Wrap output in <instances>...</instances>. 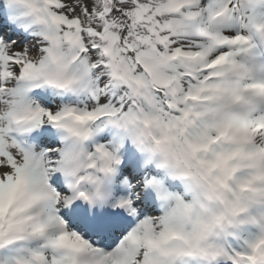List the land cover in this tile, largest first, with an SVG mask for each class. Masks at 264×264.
I'll return each mask as SVG.
<instances>
[{
    "label": "snow or ice",
    "instance_id": "1",
    "mask_svg": "<svg viewBox=\"0 0 264 264\" xmlns=\"http://www.w3.org/2000/svg\"><path fill=\"white\" fill-rule=\"evenodd\" d=\"M0 264H264V0H0Z\"/></svg>",
    "mask_w": 264,
    "mask_h": 264
}]
</instances>
